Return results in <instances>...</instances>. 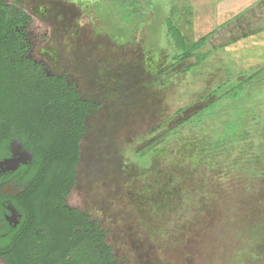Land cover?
Segmentation results:
<instances>
[{
    "label": "rangeland",
    "instance_id": "374dc122",
    "mask_svg": "<svg viewBox=\"0 0 264 264\" xmlns=\"http://www.w3.org/2000/svg\"><path fill=\"white\" fill-rule=\"evenodd\" d=\"M210 3L25 2L56 71L101 105L86 121L69 204L100 222L117 264H264V176L252 184L245 171L264 152V32L237 19L211 25ZM168 18L198 43L189 57L174 60ZM239 75V96L205 108V95Z\"/></svg>",
    "mask_w": 264,
    "mask_h": 264
},
{
    "label": "flooded vegetation",
    "instance_id": "af4514ba",
    "mask_svg": "<svg viewBox=\"0 0 264 264\" xmlns=\"http://www.w3.org/2000/svg\"><path fill=\"white\" fill-rule=\"evenodd\" d=\"M25 2L0 0V49L6 53L0 57V78L6 77L4 82L14 84L26 99H33L42 90L39 83L53 77L81 95L66 69L56 71L47 33L37 28L35 10ZM7 92L0 88V264H101L100 222L69 204L86 135L76 182L67 192L64 183L54 185L55 169L46 165L48 154L38 151L35 130L14 119L15 104L5 101ZM86 218L97 226L84 229Z\"/></svg>",
    "mask_w": 264,
    "mask_h": 264
},
{
    "label": "trees",
    "instance_id": "16d2710c",
    "mask_svg": "<svg viewBox=\"0 0 264 264\" xmlns=\"http://www.w3.org/2000/svg\"><path fill=\"white\" fill-rule=\"evenodd\" d=\"M166 25L168 35L174 42V60L189 57L194 48L198 46V43H187L181 31L173 24L170 18L166 20ZM5 56L6 53L1 48L0 57ZM243 77V75L234 76L231 80H226L219 84L215 90L205 95L203 98L206 102L212 99L205 108L221 104L224 97L231 99V97L239 96L240 91L247 84ZM5 78H0V88L4 87L8 91L5 94V101L9 99L8 102L10 101V103L15 104L13 108L14 119L22 128L31 127L35 130L34 138L38 151L48 154L45 160L46 165L55 169L54 176L56 179L54 185L60 187L64 183L66 185L65 190L67 192L71 191L77 177L80 144L87 132L86 121L89 116L100 109V103L81 97L76 89L67 88L65 81L58 77L49 78L45 82L39 83V88L42 86V90H37V95L33 99H26L24 95L16 92L17 87L14 84H7V81L4 82ZM200 112L202 113L203 110ZM198 114L195 113L192 117L187 118L186 121L184 120L183 125L181 124L182 126L180 125L178 128L171 130L174 132L172 134L179 133L180 131L178 130L182 131L181 128L191 123L192 119L196 118L195 116ZM164 127L165 125H162L156 132H160ZM171 131L160 136L158 142L166 141ZM153 146H148V149L146 148L138 152V157L143 159L149 155L154 148ZM260 155L261 157L259 159L253 160L251 165L245 167V171L247 170L246 173L250 176L248 179L250 178L249 181L252 184L264 176V152ZM241 169L243 171V167ZM83 225L84 229L92 230L97 226V223L90 224L89 218H86ZM262 232L261 234L264 236ZM100 233L99 246L102 250L101 264H112L113 257L110 254L112 249L104 244L105 235L102 231ZM251 240L255 241L253 242V246L255 247L262 245L259 239L251 238ZM237 256L238 260L241 259L242 263L245 262L240 252Z\"/></svg>",
    "mask_w": 264,
    "mask_h": 264
},
{
    "label": "crops",
    "instance_id": "0c3cea01",
    "mask_svg": "<svg viewBox=\"0 0 264 264\" xmlns=\"http://www.w3.org/2000/svg\"><path fill=\"white\" fill-rule=\"evenodd\" d=\"M211 6L204 8L203 11H213L210 14L208 23L211 25L219 24V28H227L228 24L237 19L240 29L245 32H255L258 34L264 32V0H209ZM215 9L213 10L214 7ZM218 8L216 9V7ZM217 11V13L215 12ZM216 13V14H215ZM217 15L216 17L214 16ZM207 16V15H206ZM236 17V18H233ZM232 18V19H231ZM234 21V22H235ZM218 29V28H217ZM257 34V33H256ZM263 34V33H262ZM255 35V34H253ZM264 45V40H263Z\"/></svg>",
    "mask_w": 264,
    "mask_h": 264
}]
</instances>
